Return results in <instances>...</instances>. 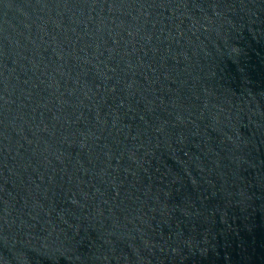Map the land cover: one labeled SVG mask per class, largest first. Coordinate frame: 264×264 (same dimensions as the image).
<instances>
[{"label":"water","instance_id":"water-1","mask_svg":"<svg viewBox=\"0 0 264 264\" xmlns=\"http://www.w3.org/2000/svg\"><path fill=\"white\" fill-rule=\"evenodd\" d=\"M0 264H264V0H0Z\"/></svg>","mask_w":264,"mask_h":264}]
</instances>
